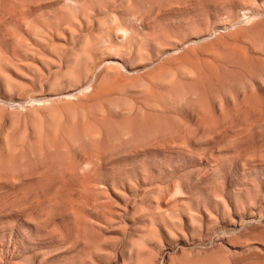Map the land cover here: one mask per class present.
<instances>
[{"label":"rangeland","instance_id":"rangeland-1","mask_svg":"<svg viewBox=\"0 0 264 264\" xmlns=\"http://www.w3.org/2000/svg\"><path fill=\"white\" fill-rule=\"evenodd\" d=\"M0 264H264V0H0Z\"/></svg>","mask_w":264,"mask_h":264}]
</instances>
